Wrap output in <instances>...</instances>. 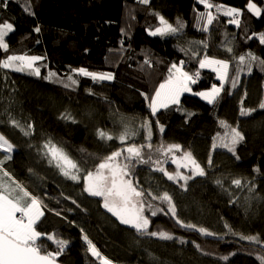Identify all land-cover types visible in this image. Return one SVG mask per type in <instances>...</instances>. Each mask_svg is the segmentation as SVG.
Returning a JSON list of instances; mask_svg holds the SVG:
<instances>
[{
	"label": "trees",
	"instance_id": "trees-1",
	"mask_svg": "<svg viewBox=\"0 0 264 264\" xmlns=\"http://www.w3.org/2000/svg\"><path fill=\"white\" fill-rule=\"evenodd\" d=\"M209 2L211 9L198 0H149L147 5L140 0H7V7L0 0V23L14 25L5 39L7 52L0 49V134L14 145L12 159L0 168V195L21 209L32 201L44 208L34 225L39 252L62 264H262L257 256L264 257V109L259 108L264 72L253 64L251 75L239 74L238 58L251 52L264 59V45L257 39L264 32V0H251L262 9L259 18L248 12L249 0ZM221 5L240 10L239 27L217 12L215 6ZM207 12L216 19L204 32L197 16ZM156 14L173 26L179 19L183 29L164 38L149 36L159 26ZM193 53L198 55L192 58ZM205 54L230 64L218 102L208 105L186 93L180 105L151 117L141 93L154 94L172 63L183 60L185 70L201 71L194 90L219 86L214 73L199 69ZM14 55L45 57L37 63L41 76L5 67L16 64L6 59ZM80 67L113 73L114 79L94 83L72 71ZM50 72L56 80L44 79ZM69 76L78 84L65 88L60 81L68 83ZM241 100L250 115L240 114ZM11 120L25 130L31 124L32 134L25 136ZM146 120L151 122L150 139ZM220 120L228 127H221ZM125 125L135 136L121 142ZM160 125H165L163 133ZM234 128L244 137L236 146L239 159L218 146L212 151L213 137ZM98 129L113 140H99ZM49 140L78 163L82 181L67 179L42 158ZM175 145L180 158L183 152L192 155L190 163L202 167L204 176L192 178L188 171L189 177L181 179L165 171L174 167L180 175L185 170L167 164ZM162 152L170 154L167 159ZM5 155L0 152V160ZM119 156L130 157L127 177L149 208L148 231H137L119 211L105 207L101 196L86 190L104 169L99 166ZM257 166L259 175L253 171ZM235 179L242 181L239 187L232 183ZM15 216L25 219L24 211ZM162 233L173 239H162Z\"/></svg>",
	"mask_w": 264,
	"mask_h": 264
},
{
	"label": "snow or ice",
	"instance_id": "snow-or-ice-1",
	"mask_svg": "<svg viewBox=\"0 0 264 264\" xmlns=\"http://www.w3.org/2000/svg\"><path fill=\"white\" fill-rule=\"evenodd\" d=\"M200 4L203 5L205 9H211L214 7L209 0H198ZM140 3L147 5L149 0H140ZM3 7H7V0H3ZM217 8V12L223 14L224 16L231 17L232 19L229 20V23L234 24L236 27L240 26V19L241 12L239 9L235 7H223L215 6ZM247 10L252 15L259 18L262 14V9L259 8L255 3L249 0L247 4ZM159 26H156L154 30H149L148 35L151 37H167L176 34L179 30L183 29L184 24L179 19L176 21V26L169 23L163 16L156 14ZM214 19L216 17L212 15L211 12L201 13L197 16V25L199 26L201 22H203V27L199 30L207 32L208 26L212 25ZM14 31V25L10 22L0 23V49H3L5 52L8 50V44L5 42L6 37ZM35 32L39 33L40 28L36 27L34 29ZM251 39V37H249ZM257 39L259 43L264 45V32H261ZM186 50V54H187ZM231 51V48L228 49ZM198 53H193L192 58H194ZM7 61H14L19 60L21 64L19 66L15 64H5V67H11L13 71L27 73L30 76H34L39 78L41 76V67L37 66V63L45 57H41L38 55H19V56H7ZM184 61L181 60L179 65L177 63H172L171 66L167 69L168 75L167 78L159 84V86L154 90V94L148 95L141 93L143 95L144 100L147 103V107L150 110V116L153 118L157 117V114L163 109L167 110L170 107L178 106L181 104V98L184 94L188 93L193 96L198 97L200 100L206 102L208 105H214L218 102L221 93L224 90L225 84L228 80L229 76V69L230 64L228 61L223 59L211 58L207 54L204 55V58L198 61L199 69L201 70H209L211 73H214V79L219 81V86L216 83H212L208 90H194L193 86L196 85L201 80V71L197 70L195 72L190 73L189 71L184 69ZM253 64H257L261 72H264V59H260L259 57L255 56L251 52L247 53V57L245 55H241L238 58V73L241 74L242 72L251 75L253 70ZM46 67V65H45ZM73 72L78 74L79 76L90 78L94 83H99L103 81H112L114 79V74L110 72H97V71H89L84 67H80L78 69H73ZM239 78V77H238ZM46 80L54 81L56 80V74L54 72H50L48 76L44 77ZM64 84L65 88L70 86H75L78 84V81L73 79L72 76L68 77V83L60 81ZM237 85H233V89ZM232 93L229 92V95ZM247 93L245 92V97ZM240 114L243 116L245 114H251L250 109H245L243 107V100L240 101ZM260 109H264V102L259 105ZM179 111H183L181 108H177ZM190 116L191 113H188ZM63 119H70V116L61 117ZM73 122H75L73 120ZM11 123L14 127L19 128L25 136H29L32 134V125H28L29 130H25L18 121L11 120ZM147 127V136L150 139L152 136V129H151V122L149 120L145 121ZM156 124L159 125V120H156ZM219 124L221 127L227 128L228 125L224 120H220ZM165 130V125H160L159 131L163 133ZM97 137L101 141H111L113 140V135L109 134L108 132L98 129L96 132ZM135 136V132L129 128L127 125L124 126L123 131L120 134V141L123 142L127 137ZM216 143L214 144L212 151H215L216 147H220L227 152L231 153L236 159H239L238 154L236 153V146L239 145L244 137L238 131V129H233L231 133L225 131L224 133H217L213 137ZM31 146V145H30ZM179 147V146H177ZM14 145L2 134H0V152L7 153L2 160H0V168H3L5 162L12 159L11 153L13 152ZM43 157L48 160L49 165L55 166L59 169L61 175L70 179L75 182H80L79 173V165L76 161H74L64 150L63 148L57 147L53 144L50 140L43 144ZM41 150L37 149L39 153ZM81 151H84L81 149ZM113 165H106L101 164L99 167L101 169L106 167H111ZM118 167V165H116ZM253 171L259 175L260 168L254 167ZM126 174V173H125ZM92 173L88 174V177H92ZM205 171L202 167L197 165L196 171L193 172L192 178L196 176H204ZM101 179L94 182L92 189H86L90 195L101 196L104 194L105 191V183L108 179L103 173H100ZM172 179L171 176L168 177ZM181 179H186L185 177L181 176ZM123 178L121 177V180ZM216 183L219 185L221 184L220 180H217ZM234 185L239 187L242 183L240 179H235L232 181ZM254 190V189H253ZM107 205H105L106 207ZM153 216L156 215V212L152 213ZM11 220L13 222L16 221L15 213H10ZM148 222L145 221L143 224L136 223L135 227L136 230L139 231L141 228L145 230L148 228ZM155 235V233H153ZM162 239L171 240L173 237L168 235L167 233L161 234ZM255 236L249 237V239H255ZM87 239V238H86ZM15 250V245H13L12 251ZM235 253H233L234 255ZM224 260H228V256L221 257ZM257 259H260L262 264H264V257L257 256ZM2 264V261H0Z\"/></svg>",
	"mask_w": 264,
	"mask_h": 264
},
{
	"label": "rangeland",
	"instance_id": "rangeland-1",
	"mask_svg": "<svg viewBox=\"0 0 264 264\" xmlns=\"http://www.w3.org/2000/svg\"><path fill=\"white\" fill-rule=\"evenodd\" d=\"M14 56H19V55H14ZM200 56L204 57V55H200ZM14 61L17 64V66H19L21 64V61H19V60H14ZM229 133H231V132H229ZM174 148L175 149H173L171 151V155H173V156L170 159H167L168 155H170L169 153L162 152V155L166 156V159L168 160L167 164H170V163L172 164V162H173V164H175L177 167H182L185 170L183 172L179 171L180 175L177 174V170L174 167H172V169H170L171 171L165 170V169L164 170L167 171L168 174H175L178 177H181V176H183L185 178L189 177L188 171H190L192 173L194 171H196L195 164L193 162L190 163L192 155H190V154L185 155V153L183 152V153H181V158H180L178 156L180 154V151H179V149H176L177 145H175ZM218 148H220V147H218ZM13 150H14V148H13ZM140 153H141V151H140ZM140 153H139V155H140ZM127 154L130 155L131 157L133 156V154L131 152H127ZM119 157H121V156H119ZM127 157H129V156H127ZM126 158L125 157H121V158L111 157L108 160L106 165H113V166L106 167L103 170H100L99 173L96 172L95 174L97 176H96L95 180L98 181L101 179L100 173H103L106 177H108V179L105 183L104 194L101 195L103 203L105 205L115 209V211L117 213L119 211L120 212L119 214L124 215L129 223L132 222L133 224H136V223L143 224L145 221H147L149 226L146 230L148 231L152 225H151V219L147 216V214L145 212H147L149 210V208L146 207V210H145V205L143 204L144 203L143 193H141L140 189H137L135 186L133 187L132 183H131V179H129L127 177L128 172L126 170L127 169L126 168L127 167L126 166ZM116 165H118V167ZM78 175L80 176V181H82L84 175H82L80 173V171H79ZM121 177L123 178L122 180H121ZM88 180H89V177H88ZM88 180H87V182H88ZM87 185H88L87 189L93 188V185L92 186H90L89 184H87ZM3 199H4L3 203L7 209L5 207L4 208L2 207V205H1L2 202L0 201L1 202L0 203V232H2L4 234H10L13 236L14 239H16V237L13 235V231L11 232V231H8V229H7L8 226L12 222L11 218L8 216V213L10 210L13 212L21 210L22 205L18 204L15 200L7 197L6 195H3ZM37 207L40 208L41 206L38 205ZM32 208L29 210V214L28 215L26 214L25 219L18 218V217H17V219L21 220V221L25 220L24 223L31 224L32 220L35 219V216L33 217V215H32V210H33ZM27 229L31 230L29 228H27ZM33 243H37V242H33ZM33 245H35V244H33ZM95 251H96L95 249L92 250V252H94V253H95Z\"/></svg>",
	"mask_w": 264,
	"mask_h": 264
},
{
	"label": "water",
	"instance_id": "water-1",
	"mask_svg": "<svg viewBox=\"0 0 264 264\" xmlns=\"http://www.w3.org/2000/svg\"><path fill=\"white\" fill-rule=\"evenodd\" d=\"M13 245L15 250L12 251ZM0 261L2 264H62L39 252L35 245L28 246L0 232Z\"/></svg>",
	"mask_w": 264,
	"mask_h": 264
},
{
	"label": "crops",
	"instance_id": "crops-1",
	"mask_svg": "<svg viewBox=\"0 0 264 264\" xmlns=\"http://www.w3.org/2000/svg\"><path fill=\"white\" fill-rule=\"evenodd\" d=\"M3 195H0V202L2 207L4 208L5 205L3 203ZM32 205V206H31ZM38 205H36L35 201H32V203L28 204V206L24 209L15 211L14 213L19 214L21 211H24V218H26V214H29V210L32 208V215L35 216V219L32 220V223H24L25 220H16L15 222H11V224L8 226V231H13V235L16 237L17 241L24 242V243H33L37 242L40 239V234L37 233L36 230H34L35 223L39 220V217L43 214L44 208H38ZM6 208V207H5ZM29 208V209H28ZM7 209V208H6ZM9 211V210H8ZM10 213H13V211H9L8 216L10 217ZM11 218V217H10ZM27 228L31 229L28 230ZM34 240V241H33ZM33 246V245H30Z\"/></svg>",
	"mask_w": 264,
	"mask_h": 264
}]
</instances>
